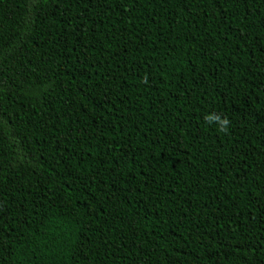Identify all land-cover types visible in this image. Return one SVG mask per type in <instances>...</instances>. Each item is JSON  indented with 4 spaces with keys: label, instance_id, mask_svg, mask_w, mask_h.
I'll return each mask as SVG.
<instances>
[{
    "label": "trees",
    "instance_id": "trees-1",
    "mask_svg": "<svg viewBox=\"0 0 264 264\" xmlns=\"http://www.w3.org/2000/svg\"><path fill=\"white\" fill-rule=\"evenodd\" d=\"M0 264H264V0H0Z\"/></svg>",
    "mask_w": 264,
    "mask_h": 264
},
{
    "label": "clouds",
    "instance_id": "clouds-1",
    "mask_svg": "<svg viewBox=\"0 0 264 264\" xmlns=\"http://www.w3.org/2000/svg\"><path fill=\"white\" fill-rule=\"evenodd\" d=\"M205 120L209 124H216L217 130L221 133H227L229 131L230 121L227 118H222L218 115H209L205 117Z\"/></svg>",
    "mask_w": 264,
    "mask_h": 264
}]
</instances>
